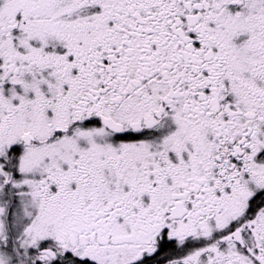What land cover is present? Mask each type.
Returning a JSON list of instances; mask_svg holds the SVG:
<instances>
[{"label":"snow or ice","instance_id":"obj_1","mask_svg":"<svg viewBox=\"0 0 264 264\" xmlns=\"http://www.w3.org/2000/svg\"><path fill=\"white\" fill-rule=\"evenodd\" d=\"M0 264H264V0H0Z\"/></svg>","mask_w":264,"mask_h":264}]
</instances>
